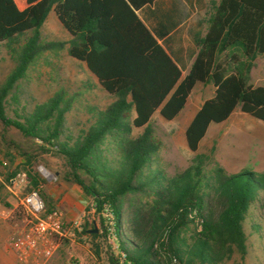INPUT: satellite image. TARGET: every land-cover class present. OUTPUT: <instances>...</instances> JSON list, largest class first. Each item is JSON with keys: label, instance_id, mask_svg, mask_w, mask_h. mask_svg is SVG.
<instances>
[{"label": "trees", "instance_id": "obj_1", "mask_svg": "<svg viewBox=\"0 0 264 264\" xmlns=\"http://www.w3.org/2000/svg\"><path fill=\"white\" fill-rule=\"evenodd\" d=\"M153 1L0 0V44L23 39L15 66L0 85V133L5 137L15 129L39 143L40 151L65 159L67 180L92 199L101 237L116 245L110 264H224L234 254H246L244 224L251 208L264 214V172L228 174L214 160V150L197 151L209 127L226 122L236 108L264 123V86L251 83L254 60L264 55V0L213 5L183 78L136 14ZM50 11L69 42L42 40L40 28ZM66 45L68 56L83 63L114 100L104 109L88 108L89 121L78 133L66 127L73 99L62 90L30 111L23 107L8 116L6 99L29 67L43 52ZM198 83L211 84L214 93L185 130L195 155L183 171L165 176L151 118L158 112L166 121L175 119ZM25 176L28 190L41 186L44 210L56 209L41 191L46 179ZM22 216L18 207L8 221Z\"/></svg>", "mask_w": 264, "mask_h": 264}, {"label": "rangeland", "instance_id": "obj_2", "mask_svg": "<svg viewBox=\"0 0 264 264\" xmlns=\"http://www.w3.org/2000/svg\"><path fill=\"white\" fill-rule=\"evenodd\" d=\"M40 32L44 42H67L69 38L52 11L47 14ZM18 43L0 44V85L15 66ZM66 48L67 45L61 50L43 52L29 67L6 99L8 116L14 117L15 111L20 113L23 107L30 111L36 104L46 102L62 90L67 98L73 99L65 115L66 127L78 133L87 126L88 108L104 109L113 101L114 98L93 86V75L83 63L69 57ZM251 83L264 86V55L254 60ZM213 93L211 84L198 83L175 119L166 121L158 112L151 118L154 137L159 144L160 168L165 176L171 177L189 166L195 153L187 148L185 130L203 101L212 97ZM140 131H134V134ZM212 150L214 160L228 174L241 171L263 173L264 123L236 108L226 122L209 127L197 153L210 154ZM68 172L62 156L40 151L39 143L26 139L17 130L10 129L5 137L0 133V204L11 208L24 201L33 189L28 190L30 187L27 183L28 186L14 191L11 177L15 173L32 174L46 179L47 183L41 189L45 201L59 209L66 224L73 220L82 222V228L74 230L72 239L60 240L54 255L45 264H110L112 252L117 254L116 245L112 240L101 237L102 223L95 209L91 208L92 199L83 195L88 201H85V206L79 203L75 197L77 192L73 190L77 186L72 179L66 178ZM47 174H50L49 179ZM86 207L90 208L89 211H86ZM84 223H87V229L83 227ZM91 223L97 228L98 237L92 236L95 233L91 232L94 230L90 228ZM254 225H258L257 231L253 229ZM244 230L247 236L246 254H234L224 264H264V214L258 207L251 208ZM14 234L13 224L0 216V264H15L13 253L8 247L9 239Z\"/></svg>", "mask_w": 264, "mask_h": 264}, {"label": "crops", "instance_id": "obj_3", "mask_svg": "<svg viewBox=\"0 0 264 264\" xmlns=\"http://www.w3.org/2000/svg\"><path fill=\"white\" fill-rule=\"evenodd\" d=\"M219 1L154 0L152 3L145 4L136 10L138 18L179 67L182 78L188 73L198 51L195 38L206 33V20L212 6L217 5ZM70 39L69 36L67 42ZM94 85L101 89L96 79ZM73 190L77 192L75 197L79 200V203L85 206V201L88 200L83 197L84 194L78 187L73 188ZM11 208H14V206ZM13 259L15 262L14 254Z\"/></svg>", "mask_w": 264, "mask_h": 264}, {"label": "built area", "instance_id": "obj_4", "mask_svg": "<svg viewBox=\"0 0 264 264\" xmlns=\"http://www.w3.org/2000/svg\"><path fill=\"white\" fill-rule=\"evenodd\" d=\"M27 183L24 174H17L12 180V187L17 191ZM40 188L41 186L29 192L25 200L20 201L14 208H5L0 204V216L3 219H9L13 210L18 207L23 211L22 218L13 224L15 234L8 242V247L15 257V264H45L54 255L60 240L72 239L74 230L82 228V222L79 220L66 224L57 208L45 211L39 194ZM109 240L111 241V238ZM170 264H176V261L173 260Z\"/></svg>", "mask_w": 264, "mask_h": 264}, {"label": "water", "instance_id": "obj_5", "mask_svg": "<svg viewBox=\"0 0 264 264\" xmlns=\"http://www.w3.org/2000/svg\"><path fill=\"white\" fill-rule=\"evenodd\" d=\"M46 176L49 179L50 174H47ZM91 232L96 233L97 232V228H94V230H92Z\"/></svg>", "mask_w": 264, "mask_h": 264}, {"label": "bare ground", "instance_id": "obj_6", "mask_svg": "<svg viewBox=\"0 0 264 264\" xmlns=\"http://www.w3.org/2000/svg\"><path fill=\"white\" fill-rule=\"evenodd\" d=\"M45 173V172H44Z\"/></svg>", "mask_w": 264, "mask_h": 264}]
</instances>
